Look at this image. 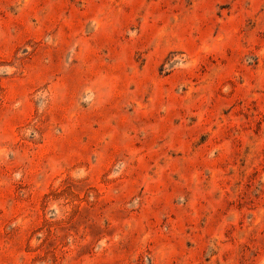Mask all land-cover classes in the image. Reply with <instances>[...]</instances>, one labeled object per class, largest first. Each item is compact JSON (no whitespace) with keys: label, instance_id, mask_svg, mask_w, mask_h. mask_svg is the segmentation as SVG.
I'll return each instance as SVG.
<instances>
[{"label":"rangeland","instance_id":"obj_1","mask_svg":"<svg viewBox=\"0 0 264 264\" xmlns=\"http://www.w3.org/2000/svg\"><path fill=\"white\" fill-rule=\"evenodd\" d=\"M0 264H264V0H0Z\"/></svg>","mask_w":264,"mask_h":264}]
</instances>
